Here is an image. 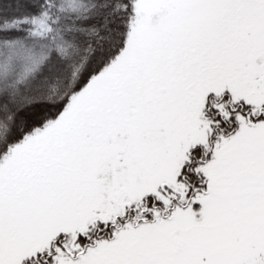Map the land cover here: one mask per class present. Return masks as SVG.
Wrapping results in <instances>:
<instances>
[{
  "label": "snow or ice",
  "instance_id": "snow-or-ice-1",
  "mask_svg": "<svg viewBox=\"0 0 264 264\" xmlns=\"http://www.w3.org/2000/svg\"><path fill=\"white\" fill-rule=\"evenodd\" d=\"M0 264H264V0H0Z\"/></svg>",
  "mask_w": 264,
  "mask_h": 264
}]
</instances>
